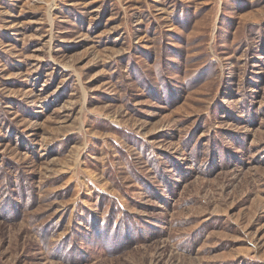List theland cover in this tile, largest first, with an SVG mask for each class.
Listing matches in <instances>:
<instances>
[{
  "label": "rangeland",
  "instance_id": "rangeland-1",
  "mask_svg": "<svg viewBox=\"0 0 264 264\" xmlns=\"http://www.w3.org/2000/svg\"><path fill=\"white\" fill-rule=\"evenodd\" d=\"M0 264H264V0H0Z\"/></svg>",
  "mask_w": 264,
  "mask_h": 264
}]
</instances>
